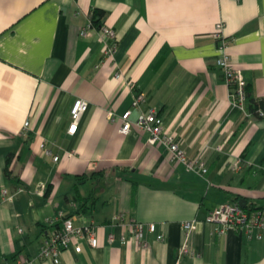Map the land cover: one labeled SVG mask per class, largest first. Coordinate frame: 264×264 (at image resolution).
<instances>
[{"label": "crops", "instance_id": "1", "mask_svg": "<svg viewBox=\"0 0 264 264\" xmlns=\"http://www.w3.org/2000/svg\"><path fill=\"white\" fill-rule=\"evenodd\" d=\"M94 10L117 34L112 55L101 28L82 36ZM219 24L248 91L264 103V0H0V192L15 195L0 203V264L22 256L55 264L40 260V249L60 213L94 225L100 242L81 240L83 252H63L60 264H264V239L222 235L206 222L224 203L264 207V115L232 102L216 66ZM79 99L89 110L71 135ZM150 109L189 158L203 155L207 174L173 162L147 132L121 133L127 111L135 122ZM192 220L194 255L180 257ZM133 222L144 225L149 248Z\"/></svg>", "mask_w": 264, "mask_h": 264}, {"label": "built area", "instance_id": "2", "mask_svg": "<svg viewBox=\"0 0 264 264\" xmlns=\"http://www.w3.org/2000/svg\"><path fill=\"white\" fill-rule=\"evenodd\" d=\"M95 28L96 27L91 18L89 24L83 29L82 36H90L91 31ZM101 30L105 44L104 52L107 55H112L117 48V34L113 29L107 26H103ZM214 36L221 44L216 58V66L223 72L224 80L231 89V99L233 104L242 110H245L248 99L247 82L244 78L243 72L235 66L233 59L228 52V42L223 36L222 24L217 26ZM145 102L146 96L140 94L135 98L133 107L139 109ZM88 110V101L79 99L75 102L71 112L72 123L69 128V133L71 135L77 134L81 120ZM263 115L264 113L262 112V116ZM109 116L112 121L115 120V114L113 112H111ZM131 117L132 110L127 111L122 116V134L128 135L134 128L147 132L150 135L149 144H161L165 146L169 150L170 158L173 162L183 164L188 172L201 175L208 173L207 163L205 162L203 155H199L194 159L189 158L185 149L176 138L165 131L164 120L157 110L150 109L148 112L142 111L135 122L131 120ZM28 127L29 123H26L25 130H27ZM46 152L51 155V152ZM54 160L55 162H58L60 157L55 156ZM236 167H240V162L236 163ZM43 189L44 187L42 190ZM22 191L23 190H20L19 193ZM3 197L9 201H13L15 195L10 194V192L5 189L0 192V203ZM58 219H62V225H58L50 235L43 238L40 249V260H50L55 264H60L63 252L73 249L77 254H81L83 252V248L80 244L81 240L87 241L92 248L99 247L100 242L97 236V229L94 225L76 226L71 219H65L63 213L59 214ZM206 222L216 226L217 233L222 235L229 230H234L242 234L248 241H261L264 239V207H242L239 202L224 203L209 213ZM50 224L55 225V221H50ZM196 225V220L187 221L183 224L186 242L180 250V257L194 255L189 248V242L196 229ZM130 229L134 238L139 242V245L143 248H149V242L145 238L144 225L139 222H133L130 225ZM149 231L152 234L156 233V225L151 224L149 226ZM157 240L164 241V235L159 234ZM19 264L39 263L37 260L22 256L19 259Z\"/></svg>", "mask_w": 264, "mask_h": 264}, {"label": "trees", "instance_id": "3", "mask_svg": "<svg viewBox=\"0 0 264 264\" xmlns=\"http://www.w3.org/2000/svg\"><path fill=\"white\" fill-rule=\"evenodd\" d=\"M104 18H105V12L104 11H101V10H94L93 11V16H92V21L95 25V27L97 28H102L104 26ZM247 107H248V110L249 112L252 114V115H256V116H262V112L264 113V103L263 102H257L253 96H252V93L250 91H248V96H247ZM11 166V159L10 157L8 158L7 160V169H6V173L7 175H10V171H9V168ZM94 175V174H93ZM85 176H79L78 179L80 181L84 180ZM75 193H76V196H77V199L80 200L81 199V194H80V189L79 187H76L75 189ZM87 201L88 199L86 200V202L84 204H82V208H83V213H87L88 211V205H87ZM247 207H249L247 205ZM87 208V210H86ZM81 212V211H79Z\"/></svg>", "mask_w": 264, "mask_h": 264}, {"label": "water", "instance_id": "4", "mask_svg": "<svg viewBox=\"0 0 264 264\" xmlns=\"http://www.w3.org/2000/svg\"><path fill=\"white\" fill-rule=\"evenodd\" d=\"M239 204L242 206V207H246V200H240L239 201Z\"/></svg>", "mask_w": 264, "mask_h": 264}]
</instances>
